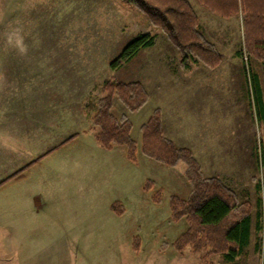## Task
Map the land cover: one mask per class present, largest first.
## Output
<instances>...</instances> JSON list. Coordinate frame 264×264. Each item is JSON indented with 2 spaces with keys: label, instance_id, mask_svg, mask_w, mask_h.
Wrapping results in <instances>:
<instances>
[{
  "label": "rangeland",
  "instance_id": "obj_1",
  "mask_svg": "<svg viewBox=\"0 0 264 264\" xmlns=\"http://www.w3.org/2000/svg\"><path fill=\"white\" fill-rule=\"evenodd\" d=\"M188 1L222 53L216 68L184 69L163 31L117 0H0L1 262L18 263L22 249L28 264H264V118L252 80L264 103V71L246 51L241 13L223 19ZM142 35L155 45L119 63ZM108 81L140 83L149 95L138 112L114 99V116L132 123L135 162L125 146L96 140ZM156 110L164 136L251 209L252 238L234 262L211 249L176 251L189 224L171 219L170 202L193 187L185 163L143 153L141 128Z\"/></svg>",
  "mask_w": 264,
  "mask_h": 264
},
{
  "label": "trees",
  "instance_id": "obj_2",
  "mask_svg": "<svg viewBox=\"0 0 264 264\" xmlns=\"http://www.w3.org/2000/svg\"><path fill=\"white\" fill-rule=\"evenodd\" d=\"M126 6L136 8L149 22L163 31L170 43L181 53L184 69L192 64H203L216 68L222 62V53L202 32L197 14L188 0H117ZM201 6L213 15L229 19L244 16V39L248 55L262 65L264 71V0H198ZM155 45V38L142 35L124 50L119 63H127L141 50ZM240 55H242L240 53ZM255 106L260 118H264L263 93L258 75H253ZM105 96L99 101L94 118L97 128L96 140L105 150L125 146L128 159L135 162L137 143L132 137V123L127 118L117 119L112 110L117 97L130 111H140L149 101V95L140 83L114 84L106 82ZM143 153L165 165L176 167L187 165V177L192 191L187 199L173 197L170 202L171 219L175 222L186 219L189 228L176 242L175 249L181 253L187 248L193 252L211 249L234 262L249 246L252 233V213L247 204H240L236 195L217 178H206L188 149H179L173 141L164 136L162 114L156 110L149 121L142 126ZM260 185H258V188ZM119 206V204H117ZM116 206H114L115 208ZM116 213L122 216L123 207ZM262 215L257 216L255 230L260 233ZM261 247L258 242L256 248ZM140 241L136 239L134 250L139 251Z\"/></svg>",
  "mask_w": 264,
  "mask_h": 264
},
{
  "label": "crops",
  "instance_id": "obj_3",
  "mask_svg": "<svg viewBox=\"0 0 264 264\" xmlns=\"http://www.w3.org/2000/svg\"><path fill=\"white\" fill-rule=\"evenodd\" d=\"M20 243H21V246L22 245H25L24 243H22V241H20ZM18 251H19L18 263H17V261L14 260V257L13 256H11V257L8 258V259L12 258L13 260L12 259H10V260H7L6 259V260H4L2 262L0 261V263H3V264H28L29 259H28L27 256H24V253H22V249H19Z\"/></svg>",
  "mask_w": 264,
  "mask_h": 264
}]
</instances>
